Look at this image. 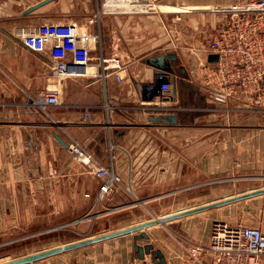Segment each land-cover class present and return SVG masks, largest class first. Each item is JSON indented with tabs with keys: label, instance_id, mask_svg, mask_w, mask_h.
<instances>
[{
	"label": "crops",
	"instance_id": "1",
	"mask_svg": "<svg viewBox=\"0 0 264 264\" xmlns=\"http://www.w3.org/2000/svg\"><path fill=\"white\" fill-rule=\"evenodd\" d=\"M22 1L0 0V20L24 19L23 26L76 24L82 33L101 37L91 52L94 63L101 56H116L128 72L120 82L113 75L61 81L59 126L54 127L48 123L52 117L26 106L29 97L50 85L47 56L28 49L0 25V246L31 242L75 223L82 224L81 233L109 225L95 236L264 189V107H244L250 97L239 90L230 100L237 105L229 103L225 112L215 109L221 106H214L201 67L210 63L204 49L217 36L223 18L194 11L248 0H160L163 10L157 13L121 10L122 0H110L112 10L97 19L100 0H55L27 15L33 5L19 13ZM6 3L17 4V11L14 5L6 10ZM182 9L188 11L178 22ZM190 26L197 30L191 33ZM177 44L181 49L172 48ZM172 52L180 63L168 76L176 83L170 105L178 108L174 114L179 119L167 124L154 121L163 112L146 99L160 76L149 61ZM87 109L89 124H84ZM55 134L68 144L75 139L101 163L112 162L122 185L97 201L100 180ZM108 138L115 145L111 157ZM213 184L223 194L207 200L216 192ZM199 199L201 204L196 203ZM161 210L171 211L154 217ZM216 221L264 232V194L152 226L144 231L148 240L135 241L139 231L43 261L62 264L75 257L77 264H156L150 254L141 258L137 243L161 250L166 264H194L188 245L208 246ZM202 260L209 263L210 257L203 255Z\"/></svg>",
	"mask_w": 264,
	"mask_h": 264
},
{
	"label": "built area",
	"instance_id": "2",
	"mask_svg": "<svg viewBox=\"0 0 264 264\" xmlns=\"http://www.w3.org/2000/svg\"><path fill=\"white\" fill-rule=\"evenodd\" d=\"M135 3L129 5L133 10L158 12L149 2ZM212 11L222 15L223 21L217 36L204 52L206 55H217L218 60L203 64L201 72L211 87L209 94L214 106H221L215 109L225 112L226 106L229 103V106L232 105L231 98L239 90L250 97L251 103L244 107H264V92L260 91L264 86V0L219 5L213 7ZM13 36L28 49L46 55L51 64V73L47 78L49 87L37 97H29L26 103V106L46 118L52 108L61 104V81L79 77L105 79L113 75L120 82L128 72L116 56H101L94 63L91 52L100 45L101 37L82 33L76 24L25 25L17 27ZM157 85L152 88L147 103L163 114H174L178 108L170 105V102L175 95L176 83L160 75ZM89 118L87 109L84 124H89ZM108 140L111 157L115 145L110 138ZM69 147L78 154L88 171L100 180L97 201L110 197L122 185V179L116 174L112 162L108 165L97 161L75 139L71 138ZM187 251L194 264H261L264 232L255 226L216 221L211 228L209 245L190 243ZM203 255L210 257L209 263L203 262Z\"/></svg>",
	"mask_w": 264,
	"mask_h": 264
},
{
	"label": "water",
	"instance_id": "3",
	"mask_svg": "<svg viewBox=\"0 0 264 264\" xmlns=\"http://www.w3.org/2000/svg\"><path fill=\"white\" fill-rule=\"evenodd\" d=\"M55 0H44L30 8H28L24 14L27 15L29 13H32L41 7L49 4L50 2H53ZM218 60V56L215 54L209 55V61L210 62H216ZM150 65L155 67L157 69V73L159 75L169 76L176 72L177 70V64H179V58L176 55V53H166L163 55L156 56L152 58L149 61ZM183 70V69H181ZM178 115L177 114H161L158 117L154 119V121H160L167 124H176L178 122ZM55 138L58 140V142L64 146L65 148H69V144L67 141H65L60 135L55 134ZM260 194H264V189L262 190H256L251 193L227 198L224 200L212 202L209 204H206L204 206L196 207L190 210L182 211L176 214L168 215L159 219H153L149 220L147 222L131 226L128 228H124L121 230H116L112 232L102 233L91 237H86L74 242H69L60 246H56L53 248L37 251L31 254H27L21 257H17L14 259H11L6 262H2L0 264H34L36 262H39L41 260H45L54 256L61 255L66 252L74 251L80 248H84L87 246H90L92 244L100 243L109 241L115 238H119L121 236L129 235V234H135L139 231H143L141 234H138L135 236V241L137 240H148L149 236L146 232H144L146 229L158 225L160 223L169 222L178 218H182L188 215L204 212L210 209L218 208L224 205H228L237 201H241L250 197H254ZM136 250L140 253L141 258H144V254H150L152 256V259L154 263L156 264H166V259L161 250L155 249L152 244H147L144 247L139 246L136 243Z\"/></svg>",
	"mask_w": 264,
	"mask_h": 264
},
{
	"label": "rangeland",
	"instance_id": "4",
	"mask_svg": "<svg viewBox=\"0 0 264 264\" xmlns=\"http://www.w3.org/2000/svg\"><path fill=\"white\" fill-rule=\"evenodd\" d=\"M136 1H143V2H149L151 4H153V6H155L156 10L155 11H160L162 9V6H161V3H160V0H122V2H119V6H121V10H133L132 7H130L129 5L130 4H136L135 2ZM235 1H238V0H235ZM249 1V0H248ZM111 1L110 0H100L99 3H98V8L96 10V15L98 14V16L96 17L99 18V15L101 16L102 13L104 12V14H108L112 9L109 8L110 3ZM130 2V3H129ZM39 3V2H38ZM37 3V4H38ZM128 3V5L126 6L125 4ZM6 10H10V7H14V10L15 12L17 11L15 9V7L17 6V4H12V3H6ZM29 5H36V0H23L21 3H20V10L18 11L19 13H21V11H23V9H26ZM219 5H226V4H218V3H214V4H209V6H206L205 8H201V9H197V10H194L195 13L198 12V13H207V14H212L213 16L215 17H222V15H219L218 13L212 11V8L215 7V6H219ZM163 10V9H162ZM183 11L182 12H179L177 13L178 14V22H183L184 19H183V16L185 15L184 12L188 11V9H182ZM153 11V12H155ZM194 15V14H193ZM198 18V17H196ZM30 20H28L29 22ZM25 23V20L24 19H5V20H0V25H4L5 27H7L8 31L10 33H12V35L14 34V31L17 27H20V26H23L21 24H24ZM17 24V25H16ZM20 24V25H18ZM16 25V26H15ZM188 27V26H187ZM186 27V28H187ZM191 27V26H190ZM197 29H194V28H190L189 31L191 33H194ZM192 35V34H191ZM180 46H182V44L178 45L177 44V47H173L172 48H176V50H179L181 49ZM186 52L190 53V51H187ZM198 53H201L203 54L202 50L200 49ZM235 103H233L232 105H234ZM237 105V104H235ZM256 106H258L256 104ZM48 119H50L51 117V120H48V123L50 124H53L54 127H58L59 126V122H56L59 120V110L57 108H52L50 111H49V114H48ZM58 119V120H57ZM75 183V180L72 181V182H69V186H72L73 187V184ZM213 187V191H216V192H213V197L210 196V197H207L206 199H212V198H220L222 196V192H220V186L219 184H213L212 185ZM204 196V195H202ZM200 197V196H198ZM202 199H199L198 201H196L197 204H201ZM104 207H102L101 210H104L103 209ZM171 211V210H170ZM169 210H161L158 212V214H154V217H160V215H163V214H167L170 212ZM155 219H159V218H155ZM225 222V221H224ZM229 224V223H228ZM109 225H104L102 226L101 229L105 228V227H108ZM78 227L81 229L82 228V224H73L71 226H68V227H63L59 229V232L57 231L56 233H52L53 235H40V236H37L35 240L31 241V242H28V241H19V242H13V243H6L4 245H1L0 246V263L2 262H6V261H9L11 259H14V258H17V257H21V256H24V255H27L25 253H27L26 251H29V252H32L34 250H41V249H45V248H49V247H55L56 245L58 244H62L64 243L65 244V241L66 240H70V239H80L82 237H86V236H91L93 234H95V232L101 230L100 227L96 226L95 228H90V231L88 233H81L82 230H78ZM98 229V230H96ZM80 231V233H79ZM61 235V236H60ZM77 241V240H76ZM63 245V244H62ZM40 264H48L46 261H39ZM42 262V263H41ZM35 264V263H34ZM60 264V263H59ZM62 264H77V259L74 257V258H70L66 263H62Z\"/></svg>",
	"mask_w": 264,
	"mask_h": 264
}]
</instances>
